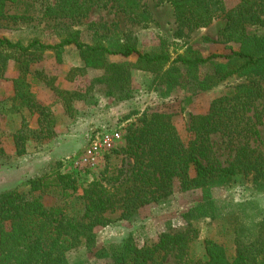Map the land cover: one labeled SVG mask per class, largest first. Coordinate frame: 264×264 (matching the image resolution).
I'll return each instance as SVG.
<instances>
[{"label": "rangeland", "instance_id": "obj_1", "mask_svg": "<svg viewBox=\"0 0 264 264\" xmlns=\"http://www.w3.org/2000/svg\"><path fill=\"white\" fill-rule=\"evenodd\" d=\"M142 3L148 14L143 20L134 19L105 2L93 7L86 16L73 19L45 16V9L53 4V0H20L6 6V16L0 19V38L23 45L32 40L53 45L72 36L89 46L101 45L115 50L128 45L141 53H166L170 59L155 65L138 63L136 56L105 55L102 61L85 60L70 45L60 51L33 53L25 76L20 78L18 66L11 58L0 78V192L16 190L25 195L40 196L47 207L62 205L64 201L60 200L58 192H30L29 181L57 169L72 171L71 161L82 154L88 139L103 130L118 132V145H121L125 128L137 123L144 112L170 115L181 137L188 140L190 115L206 113L214 98L226 93L230 86L245 81L244 77H235L214 85L210 78L215 75L216 65L227 64L222 57L191 69L173 62L178 56L205 58L238 51L240 44L225 43L220 36L225 25L222 17L204 28L180 31L168 3L158 0H142ZM236 3L237 0H224L226 8ZM246 31L249 36L264 38V26L247 25ZM125 63L131 67L128 81L122 82L112 75L109 66ZM237 65L228 63L227 70L235 69ZM20 80L19 94L25 96L22 100L15 96V84ZM26 94L32 97L35 105L47 108L52 126L47 125L48 119L38 125L37 111L27 101ZM65 100L70 102L71 112H65ZM252 113L260 117L256 145L264 153V99L256 100ZM20 132L25 139V152L18 155L14 136ZM211 139L216 157L222 163L231 161L233 152L225 139L220 136ZM128 168L129 162L116 152L103 157L94 170L85 174L84 181L79 182L77 196L67 198L66 212L80 217L83 201L79 197L86 184L103 178L102 184L107 185V179H113L118 171ZM208 192L221 202L220 213H232L230 219L234 220L239 212L246 213V226L264 216V191L252 187L248 179ZM202 197V190L183 192L174 180L170 196L139 208L127 220L120 219L121 209L119 204L116 205L101 215L108 222L94 228L95 251L106 247L112 249L128 239L141 248L157 241L162 233L185 229L184 214L199 204ZM190 223L198 231L197 239L189 247L190 257L205 258L204 239L225 243L232 252L231 245L227 244L228 231L222 230L221 216ZM174 255L175 252H171L165 264H182ZM83 260L85 264H113L105 254L97 257L86 250L77 251L70 257L73 262Z\"/></svg>", "mask_w": 264, "mask_h": 264}, {"label": "trees", "instance_id": "obj_2", "mask_svg": "<svg viewBox=\"0 0 264 264\" xmlns=\"http://www.w3.org/2000/svg\"><path fill=\"white\" fill-rule=\"evenodd\" d=\"M18 1L0 0V19L6 16V6ZM158 1L172 7L180 31L204 28L222 17L225 25L220 36L225 43L240 44V49L229 55L188 59L178 56L173 59L174 63L191 69L222 57L227 64L235 62L238 65L231 70H227V64L216 65L214 78H210L214 85L235 77H244L245 81L230 86L226 93L214 98L206 113L190 115L188 140L181 137L170 115L142 113L137 123L125 128L121 145L104 155L107 158L116 152L129 162V168L118 171L113 179H107V185L102 184L103 178L88 182L79 197L83 201L80 217L65 210L69 204L67 198L77 196L78 184L86 177L74 170L61 172L57 169L29 181L30 192H58L60 200L64 201L62 205L47 207L40 196L33 197L16 190L0 192V264H85L84 260L70 261L71 255L81 250L97 257L105 254L113 264H165L171 252H175L174 257L182 264H264V216L246 226V213L239 212L234 220L230 219L232 213H220L221 202L208 192L215 187L231 186L240 179H248L252 187L264 191V153L256 145L261 121L256 113H252L256 100L264 99V38L249 36L246 31L247 25L264 26V0H237L231 8L224 6V0ZM103 2L134 19L143 20L148 16L142 0H53V4L46 7L45 16L53 19L84 17ZM70 45L85 60L102 61L105 55L136 56L138 63L155 65L170 59L166 53H141L128 45L115 50L101 45L89 46L72 36L53 45L39 40L23 45L0 38V78L11 58L16 62L21 78L34 58L31 57L33 53L60 51ZM109 67L118 80L128 81L131 64ZM21 81L15 84V96L20 100L25 98L19 94ZM202 85L205 90L204 83ZM26 96L37 111L38 125L48 119L47 125L52 126L47 108L35 105L32 97ZM64 106L66 113L71 112L69 101L65 100ZM213 136L225 139L233 152L231 161L222 163L216 157ZM14 140L17 154H23L25 139L21 132L14 136ZM174 180L183 192L197 189L203 192L202 201L184 214L185 229L162 233L157 241L141 248L128 239L112 249L106 247L95 251L94 228L108 222L102 219L104 212L119 204L120 219L127 220L139 208L170 196ZM220 216L222 230L228 231L230 239L227 244L231 245L232 252L225 243L204 239L205 258L190 257L189 247L198 234L190 222L215 220Z\"/></svg>", "mask_w": 264, "mask_h": 264}, {"label": "built area", "instance_id": "obj_3", "mask_svg": "<svg viewBox=\"0 0 264 264\" xmlns=\"http://www.w3.org/2000/svg\"><path fill=\"white\" fill-rule=\"evenodd\" d=\"M120 134L116 131L103 130L88 139L82 154L71 161L72 170L80 175L94 170L103 160L105 154L116 148Z\"/></svg>", "mask_w": 264, "mask_h": 264}, {"label": "crops", "instance_id": "obj_4", "mask_svg": "<svg viewBox=\"0 0 264 264\" xmlns=\"http://www.w3.org/2000/svg\"><path fill=\"white\" fill-rule=\"evenodd\" d=\"M75 140V139H74Z\"/></svg>", "mask_w": 264, "mask_h": 264}]
</instances>
